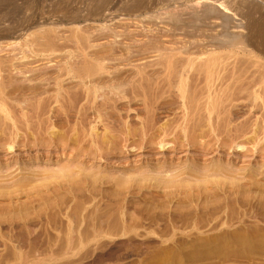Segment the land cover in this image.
<instances>
[{"label": "rangeland", "instance_id": "rangeland-1", "mask_svg": "<svg viewBox=\"0 0 264 264\" xmlns=\"http://www.w3.org/2000/svg\"><path fill=\"white\" fill-rule=\"evenodd\" d=\"M214 1L217 0H0V104L7 109H0L3 111H0V264H264V110L260 109L264 95L259 100L263 103L256 101L258 108L254 109L248 106L252 100L248 104L245 98L242 100L246 104L240 98L241 101L237 99L229 106L227 98L221 100L222 93H214L218 98L212 95L211 100L215 99L211 102L206 94L202 95L208 97V101L198 94L200 105L214 103L219 98L227 100L225 104L219 100L217 110L213 106L215 110L211 111L210 120L205 110L197 112L200 128L206 132L203 141L214 146L211 150H206L210 147L204 148L199 140L182 145L183 137L179 134L176 135L179 139L169 133V136L164 135L165 141L176 139L180 145L165 146L162 151L158 140L149 145L142 142L141 123L153 112L155 131L175 119L181 121L183 115L180 100L166 87L159 86L158 67H149L155 62L150 58L157 56L161 49L228 54L232 48L222 47L218 44L222 39L216 40L214 35H225L223 40L241 36L239 40L243 42L238 40L239 46L246 45L242 48L264 63V0H220L223 4L226 1L224 5L228 10H222ZM204 6L214 10L209 11L211 19L203 16ZM34 38L36 44H33ZM47 40L52 45L49 49L53 47L55 54L46 46ZM37 44L51 52H45V47ZM239 46L233 51L243 58L241 50L244 49L239 51ZM39 47L44 51L42 55ZM157 47L160 50L156 55ZM24 54L28 56L26 59H22V55L26 57ZM84 54L87 61L101 54L121 58L120 62L108 64L110 76H98L97 81L114 78V82L126 83L130 80L131 88L137 78L132 64L146 67L148 64L147 72L139 75L141 78L136 81L141 85L145 77L153 86L147 85L149 88L143 87L145 91H142L146 81L141 87L134 83L136 87L126 89L124 100L115 102L118 106L112 101L109 104L113 106L101 108V119L95 120L90 113L91 120L88 117L79 131L78 126L76 130L75 112L78 107H74L79 103L71 101L77 98L72 84L71 88L67 87L73 91L70 102L74 106L67 109L66 105L63 109L50 102L51 105L43 108L45 98L43 95V100L40 98L43 90L38 87H44L35 82L40 79L38 75L41 78L43 72L46 75V70L41 72L42 69L48 72L50 68L46 67L60 64L56 62L57 56L61 62V57L69 55L79 67ZM35 67L41 69L38 75L32 76L35 82L29 75L30 80L27 76L22 81L23 76L15 74ZM49 73L51 71L45 78L53 71ZM223 93L222 97H227V91ZM38 101L42 104L41 111L48 108L49 112L41 113L44 117L38 115ZM154 101L170 104L165 111L152 108L151 113L148 105ZM207 122L215 127L211 130L215 132L206 131L209 129ZM242 122H246L245 126ZM247 123L249 126L245 128ZM239 126L245 129L240 130ZM53 132L54 137L56 134L57 138L60 136L67 141H62L63 144L58 140L51 142ZM90 134L102 145L93 156L87 151L93 150L90 149ZM69 139L86 142H80L82 149L78 150L81 152H76L71 144L73 149H70ZM216 139L219 140L217 144ZM11 142L12 149L8 147ZM240 143L245 147L236 146ZM130 144L134 150L127 147ZM102 153L106 155L100 156ZM170 179L178 186L177 192L162 188ZM158 180L163 182L160 188L155 186Z\"/></svg>", "mask_w": 264, "mask_h": 264}, {"label": "bare ground", "instance_id": "bare-ground-1", "mask_svg": "<svg viewBox=\"0 0 264 264\" xmlns=\"http://www.w3.org/2000/svg\"><path fill=\"white\" fill-rule=\"evenodd\" d=\"M202 1H206V0H202ZM209 1V0H208ZM215 3H217L218 5H219V8H221L222 10H228L227 9V7L224 5L225 4V2L226 1H224V4H223V2L221 1L220 2V0H217V1H214ZM213 2V3H214ZM199 4H200V2H199ZM205 4V3H204ZM234 4V3H233ZM198 5V4H197ZM199 6V5H198ZM210 6V5H209ZM230 6V5H229ZM232 6V5H231ZM204 9H205V13L203 14V16L205 15L206 16V18L208 17V18H212V16L210 17L209 16V14H211L209 11H212V10H210V9H206V7L204 6ZM232 9V8H231ZM214 11V10H213ZM218 11V10H217ZM232 12V11H231ZM213 14V13H212ZM218 15V14H217ZM216 16V15H215ZM215 18V17H214ZM213 18V19H214ZM215 19H218V18H215ZM197 20V19H196ZM201 21V20H200ZM213 21V20H212ZM226 21V20H225ZM199 22V21H198ZM206 22V21H205ZM226 25V24H225ZM139 30V29H138ZM149 30V29H148ZM153 30V29H152ZM75 31V30H74ZM146 31V30H145ZM165 31V30H164ZM47 32V31H46ZM73 32V31H72ZM78 32V31H77ZM159 32V31H158ZM222 32V31H221ZM221 32H220V34H221ZM50 33V32H49ZM167 33V32H166ZM217 33V32H216ZM48 34V33H47ZM148 34V33H147ZM35 35V34H34ZM50 35V34H49ZM79 35V34H78ZM135 35V34H134ZM166 35H168V34H166ZM176 35V34H175ZM32 36V35H31ZM36 36V35H35ZM43 36H44V34H43ZM114 36V35H113ZM153 36V35H152ZM189 36V35H188ZM207 36V35H206ZM218 36V37H217ZM238 36V35H237ZM77 37V36H76ZM80 37H81V35H80ZM85 37V36H84ZM140 37V36H139ZM171 37V36H170ZM210 38H211V36H209ZM214 37L216 38V40H218V38H221L222 39V43H218V44H221V46L222 47H226V48H232L231 50L233 51V49H236L235 48V46L237 45V49H238V46L241 44V42H243V41H241V40H239V38L241 37H239L238 39H237V37L236 38H224V40H223V37H226L225 35H223V34H221V35H217L216 34V36L214 35ZM35 38H37V37H35ZM34 38V39H35ZM87 38V37H86ZM85 38V39H86ZM48 39V38H47ZM83 39V38H82ZM82 39H81V42H82ZM90 39V38H89ZM212 39V38H211ZM39 40V39H38ZM42 40H44V39H42ZM53 40V39H52ZM73 40H74V38H73ZM78 40V39H77ZM184 40V39H183ZM187 40V39H186ZM241 41V42H239V41ZM36 39L34 40V42H33V44H36ZM152 41H153V39H152ZM155 41H157V40H155ZM172 41V40H171ZM179 41V40H178ZM27 42V41H26ZM31 42V41H30ZM39 41H37V43H38ZM48 42V40L46 41V46L48 47V49L49 48H51L50 46H52V45H50V42L49 43H47ZM77 42V41H76ZM87 42V41H86ZM114 42V41H113ZM144 42V41H143ZM146 42V41H145ZM154 42V41H153ZM194 42V41H193ZM214 42V41H213ZM218 42H220V39H219V41ZM40 43V42H39ZM51 43H54V42H51ZM69 43V42H68ZM71 43H72V41H71ZM85 43V42H84ZM109 43V42H108ZM192 43V42H191ZM32 44V45H33ZM132 44V43H131ZM242 44H244V43H242ZM42 46V48L43 47H45L44 45H41V44H37V46ZM50 45V46H49ZM66 45V44H65ZM135 45V44H134ZM151 45V44H150ZM159 45V44H158ZM93 46V45H92ZM109 46V45H108ZM220 46V48H222ZM242 46H244V45H241V47L239 46V51H240V48L241 49H244V50H241V51H243V52H241V54H242V56H244L243 58H239V57H237V56H239V55H237V53H235V50L233 51V53H231V50H230V52L228 53L227 51V53L228 54H219V53H217V52H215V51H211V52H207V51H205V52H200L199 54H198V52H197V54L195 53V54H193V53H187V52H189V51H185V52H179V51H177L178 49H174V51L171 49L170 50V48H169V51L167 52V51H165L166 50V48L164 49V50H162L163 52H161V50L159 49V47H157L158 49H156V55H157V53H159L157 50H160V53L157 55V56H153V57H151V56H149V58L150 59H153L154 58V60H155V62L154 63H152V64H154L153 66H152V64L151 65H149V67H158V70L160 71L159 72V74L157 75V76H161V78H160V80H161V82L160 81H158V83H161V84H159V86L160 85H162V88H164L165 89V87H166V90L168 89L170 92L169 93H173V95H175L177 98L176 99H179L180 100V105H181V110H182V112H183V115H182V118H181V121H177L176 119H175V122L174 121H171V123L170 124H166L165 125V127H162V125H161V127L159 128V129H157L156 131L154 130V128H155V125H153V120H152V118H153V114H154V112L152 113V108H157V110L158 111H165V110H167V108H168V106H169V104L168 103H164V101H166V100H164V101H162L163 103H157V102H151V104L150 105H148L150 108H151V110H149V111H151V113H152V115H149V116H147L148 118H146V120L143 122V123H141V127H140V130H141V133H142V142L143 143H145V144H148V143H151V142H153V141H157L158 143H157V145H158V147H160L161 148V151L162 150H164V148H165V146H169L170 148H175V146L177 145V144H179L180 142H177V140L175 139V141H165L164 139H163V136L164 135H168L169 136V134L170 135H173V136H175L176 137V135L177 134H179V135H181L182 137H183V141H182V143H180V144H184V143H187V144H189V143H191L192 141H196V140H199L198 142H200L199 144L200 145H204V148L205 147H210V148H206V150H211V149H213V147L214 146H210V142H208L207 140L206 141H203V139L205 138V133L201 130V128H203V127H201L200 128V120H199V118H197V112L199 113V111H201V109H203V110H205L206 112H207V115H208V119L210 120L211 119V117L210 116H212V114H211V111L213 112L215 109H213L214 107L216 108L217 107V104L218 105H220V103H226L227 102V100H228V105L230 106L231 104L232 105H234V101L236 100V101H241L242 100V98L244 99H246V100H248V104H249V102L252 100V102H250V104L248 105L249 107H251V108H256L257 107V103H256V101H258V103H260V102H264V99H263V95H264V63H261L260 62V60H258L259 59V57H256V55L254 56L253 54H251L250 52H248V51H246L245 49L246 48H242ZM246 46V45H245ZM244 46V47H245ZM23 47V46H22ZM33 47H34V45H33ZM39 47V48H40ZM47 47H45L44 48V50H45V52H51L52 50H53V47H52V49H49V50H51V51H49V50H47L46 48ZM76 47V46H75ZM112 47V46H111ZM133 47V46H132ZM152 47V46H151ZM150 47V48H151ZM165 47V46H164ZM187 47V46H186ZM186 47H185V50H186ZM38 48V47H37ZM129 48H130V46H129ZM139 48V47H138ZM138 48H137V50H138ZM161 48V47H160ZM188 48V47H187ZM194 48H195V46H194ZM59 49V48H58ZM86 49V48H85ZM133 49V48H132ZM147 49H149V48H147ZM40 50H41V55H42V53L44 52L41 48H40ZM39 50V51H40ZM129 50V49H128ZM155 50V49H154ZM181 50H182V48H181ZM188 50V49H187ZM211 50V49H210ZM222 50V49H221ZM229 50V49H228ZM39 51H38V53H39ZM43 51V52H42ZM54 51V50H53ZM51 52V53H54L55 54V52ZM62 51V50H61ZM84 51V50H83ZM98 51V50H97ZM108 51V50H107ZM164 51L166 52V53H164ZM173 51V52H172ZM177 51V53H175ZM238 51V52H239ZM34 52V51H33ZM69 52V51H68ZM88 52V51H87ZM99 52V51H98ZM104 52V51H103ZM110 52V51H109ZM27 53V52H26ZM31 53V52H30ZM35 54H36V51L34 52ZM33 53V54H34ZM147 53H148V51H147ZM151 53H152V51H151ZM154 53H155V51H154ZM22 54V53H21ZM45 54V53H44ZM98 54V53H97ZM25 55V54H24ZM29 55V54H28ZM31 55V54H30ZM48 55V54H47ZM139 55V54H138ZM26 56V55H25ZM36 56H38V54L36 55ZM35 56V57H36ZM55 56V55H54ZM61 56H63V55H61ZM65 56V55H64ZM61 57V62L59 61L60 60V56H57V57H59V60H57V58H56V60H53L54 62L56 61V62H58V63H62L63 62V64L62 65H58V66H56V63H55V66L53 65V66H51V65H49L48 67H46V68H50L49 69V71H51V73H52V71H53V74L52 75H48V77H46L45 78V76H47V73L49 72H47V69H40V68H29V69H27V71L25 70V69H23V70H25V71H23V70H21L20 72H15V74L16 73H18L19 74V76L21 75V76H23V79H22V81L26 78L27 79V76L29 75L30 77H32V76H35V75H38V73H39V70H41V72L42 71H45L46 70V75L44 74V72L42 73V77L43 78H41V76H39L38 75V77L37 78H40L39 79V81H38V79H37V81L34 79L35 77H32L34 80V82L37 84V82H38V84L37 85H39V86H41V85H43L42 87H44V89H42V88H40V87H38L39 89H41V90H43V91H41L40 93H41V96L43 95L44 96V98H45V102H44V100H43V96L42 97H40L43 101V108H44V106L46 107L47 105H51V103L50 102H54L55 104H58V105H60V107H63V109H64V107L67 105V107H65V108H67L68 109V107H71V106H74L73 105V103L71 104V102H70V99H71V97H74L75 95H76V97L77 98H72L71 99V101L72 102H75V100H77V102H75L76 104L77 103H79L80 104V102H82V104H75L76 106H74V107H78V110L77 111H75L76 113H77V119L76 120H78V123H77V125H76V130H77V126L80 128V130L79 131H81V129H83V126L85 125L84 123L86 122V119L88 118V117H90V113H91V115H93V117H94V119L95 120H97V119H101L102 118V110H101V108L102 109H104L103 107H105V106H113V105H110L109 104V102H118V101H120L121 99H123V97H124V93H125V91L126 92H128L126 89H128L129 87H130V84H129V82H130V80L128 81V82H114L112 79H114V78H112L111 80H107V81H105V79H104V81H103V79L102 80H99V81H97L98 79H99V77L98 76H104V74H108V70L110 69V67H108V64H109V66H110V63H113V62H120L121 61V58H120V56L119 57H117V55H116V57L114 56H112V55H110L109 57L107 56V57H105V54L103 55V54H101V56H99V57H95V56H93V58L92 59H90L89 60V55H87L88 56V60L89 61H87L86 59H84L85 58V54L84 55H82V57L83 58H81V60L83 61V64H80V65H78L79 67H77V65H74V64H76V62L75 63H73L72 61H74V58L72 59V57L71 56H67V57ZM76 56V55H75ZM79 56V55H78ZM77 56V57H78ZM18 57V56H17ZM22 59H26L28 56H26V57H24L23 55H22ZM32 57H33V55H32ZM52 57V56H51ZM56 57V56H55ZM55 57L53 58V59H55ZM76 57V61L78 60V58ZM127 57V56H126ZM131 57V56H130ZM16 58V57H15ZM34 58V57H33ZM41 58V57H40ZM50 58V57H49ZM48 58V59H49ZM140 58V57H139ZM145 58V57H144ZM5 59V58H4ZM21 59V60H22ZM31 59V58H30ZM38 59V58H37ZM72 59V60H71ZM84 59V60H83ZM133 59V58H132ZM34 60V59H33ZM43 60V59H42ZM71 60V61H70ZM123 61H124V59H122ZM142 60V59H141ZM4 61V60H3ZM19 61V60H18ZM122 61V62H123ZM126 61H128V59L126 60ZM134 61V60H133ZM140 61V60H139ZM9 62H10V60H9ZM21 62V61H20ZM28 62V61H27ZM35 62V61H34ZM44 62V61H43ZM71 62L73 63V64H71ZM81 62V61H80ZM135 62V61H134ZM144 62V61H143ZM149 62V61H148ZM151 62V61H150ZM264 62V61H263ZM130 63V62H129ZM12 64V63H11ZM21 64V63H20ZM19 64V65H20ZM24 64V63H23ZM34 64V63H33ZM39 64V63H38ZM44 64H46V63H44ZM143 64V63H142ZM1 65V64H0ZM121 65V64H120ZM130 67H131V64H128ZM40 66V65H39ZM112 66V65H111ZM123 66L124 67H126L125 66V64H123ZM122 66V67H123ZM128 66V67H129ZM8 67V66H7ZM29 67V66H28ZM147 67H148V64H147ZM144 64L143 65H133L132 64V68H134V70H135V74H137L135 77H137L136 78V80H139L140 78H141V76H142V73H144V72H147V71H145L146 69H149V67L147 68ZM1 68H3V67H1ZM43 68V67H42ZM51 68H54L53 70L51 69ZM113 68L115 69V67L113 66ZM111 69H112V67H111ZM128 69V68H127ZM2 69H0V71H1ZM9 71V70H8ZM155 71H157V70H155ZM38 72V73H37ZM40 72V73H41ZM154 72V71H153ZM6 73V72H5ZM9 73V72H8ZM35 73V74H34ZM51 73H49V74H51ZM113 73V72H112ZM132 73V72H131ZM149 73V72H148ZM157 73H158V71H157ZM33 74V75H32ZM44 74V75H43ZM115 74V73H114ZM127 74V73H126ZM146 74V73H145ZM145 74H144V76H145ZM151 74V73H150ZM154 74V73H153ZM26 75V77H24ZM109 75V74H108ZM113 75V74H112ZM139 75H141V76H139ZM28 76V77H29ZM110 76V75H109ZM129 76V75H128ZM143 76V77H144ZM147 76H149V75H147ZM30 77L28 78L29 80H30ZM98 77V79H96ZM116 77V76H115ZM140 77V78H139ZM16 78H18V75H17V77ZM15 78V79H16ZM20 78H22V77H20ZM31 78V79H32ZM100 78H102V77H100ZM139 78V79H138ZM145 78V77H144ZM144 78H142V81H143V84H144V82L146 81ZM149 78V77H148ZM151 78V77H150ZM156 78V77H155ZM25 79V80H26ZM122 79V78H121ZM133 79L135 80V78H134V76H133ZM144 79V80H143ZM28 80V81H29ZM123 80V79H122ZM121 80V81H122ZM134 80L132 81V82H134ZM135 80V82L134 83H137V84H139L138 82L139 81H136ZM18 81V80H17ZM21 81V82H22ZM32 81V80H31ZM30 81V82H31ZM119 81H120V79H119ZM142 81H140V82H142ZM148 81H149V83H148ZM153 81V80H152ZM4 82V81H3ZM39 82L41 83V85L39 84ZM5 83V82H4ZM25 83V82H24ZM131 83V82H130ZM134 83H132L133 84V86L134 87H136L135 85H134ZM148 83V84H147ZM155 83V82H154ZM21 84V83H20ZM33 84V83H32ZM69 84V85H68ZM70 84H72V88L70 87ZM131 84V85H132ZM143 84H141V85H143ZM200 84H203L204 85V87L203 88H201L200 86ZM23 85V84H22ZM140 85V84H139ZM138 85V86H139ZM141 85H140V87H141ZM147 85H149V87H150V85H152V82H151V80H149V79H147V81H146V85H143L142 86V91H145V89H147ZM155 85V84H154ZM202 85V86H203ZM3 86V85H2ZM12 86V85H11ZM33 86V85H32ZM67 86H69V88H71V89H73V91H74V96H72L73 94H71L73 91L71 90V89H69ZM133 86H131V88H133ZM137 86V87H138ZM147 86V87H146ZM153 86V85H152ZM156 86H158V85H156ZM158 86V87H159ZM6 87V86H5ZM15 87V86H14ZM17 87V86H16ZM34 87H35V84H34ZM33 87V88H34ZM143 87L145 88V89H143ZM148 87V88H149ZM198 87H200L201 89H199ZM0 88H1V86H0ZM3 88H4V86H3ZM131 88H129L130 90H131ZM162 88L160 89V87L159 88H157V89H159V90H162ZM5 89V88H4ZM8 89V88H7ZM18 89V88H17ZM151 90H152V88H150ZM163 89V90H164ZM134 90H136L135 88H134ZM133 90V91H134ZM137 90H140V88L138 87L137 88ZM149 90V89H148ZM0 91H1V89H0ZM75 91H76V93H75ZM165 91V90H164ZM221 91V92H220ZM227 91V97H222L223 95H224V93L223 92H226ZM246 91V92H245ZM34 92H36V91H34ZM158 92V91H157ZM156 92V93H157ZM162 91H160V92H158V93H161ZM200 92V93H199ZM218 92L219 93H222L223 95L222 96H220V98H221V100L223 99V100H225L226 98H227V100L226 101H221L220 100V98L219 99H217V101H215L214 103H211L210 104V102L211 101H214L213 99H215V97L211 100V96L212 95H215L216 93H217V95H219L218 94ZM243 92H244V94H243ZM43 93V94H42ZM132 93V92H131ZM136 93H137V91H136ZM215 93V94H214ZM2 94H3V92H2ZM8 94H10V93H8ZM133 94H134V92H133ZM148 94H149V92H148ZM155 94V93H154ZM163 94V93H162ZM165 94V93H164ZM198 94H201L200 96L198 95ZM202 94H206V96H208V97H210V99H209V101L210 102H205V103H207L206 105H204L203 103L200 105L199 104V100L198 99H201V98H199V97H202L203 95ZM1 95V94H0ZM21 95V94H20ZM40 95V94H39ZM141 95V94H140ZM146 95V94H145ZM168 95V94H167ZM217 95H215L216 97H217ZM32 96V95H31ZM133 96V95H132ZM199 96V97H198ZM204 97L203 96V98L204 99H206V101H208V97ZM126 97V96H125ZM152 97V96H151ZM154 97V96H153ZM198 97V98H197ZM14 98V97H13ZM30 98V97H29ZM39 98V99H40ZM136 98V97H135ZM168 98V97H167ZM170 98H171V95H170ZM202 98V99H203ZM218 98V97H217ZM240 98H241V100H240ZM263 100H262V99ZM38 99V100H39ZM40 99V100H41ZM133 99V98H132ZM146 100H147V98H145ZM161 99V98H160ZM164 99V98H163ZM238 99V100H237ZM3 100V99H2ZM5 100V99H4ZM11 100V99H10ZM39 100V101H40ZM124 100V99H123ZM159 100V99H158ZM157 100V101H158ZM197 100H198V102H197ZM220 100V101H219ZM259 100H262V101H260L259 102ZM19 101V100H18ZM27 101V100H26ZM38 101V103L40 104L41 102H39ZM220 103H219V102ZM17 102V101H16ZM24 104H25V102L24 101H22ZM168 102V101H167ZM216 102H218V103H216ZM262 102V103H263ZM11 103V102H10ZM37 103V102H36ZM224 103V104H225ZM230 103V104H229ZM237 103V102H236ZM242 103L244 104H246L247 102L246 101H243L242 100ZM241 103V104H242ZM20 104H22L21 102H20ZM19 104V105H20ZM31 104V103H30ZM32 104H34L33 102H32ZM38 104V105H39ZM53 104V103H52ZM54 104V105H55ZM113 104V103H112ZM116 104V103H115ZM213 104V105H212ZM216 106H215V105ZM7 105V104H6ZM35 105V104H34ZM117 105V104H116ZM120 105V104H119ZM147 105V104H146ZM202 105H204L203 107L204 108H201V106ZM259 105V104H258ZM18 106V105H17ZM21 107H22V105H20ZM33 106V105H32ZM118 106V105H117ZM177 106V105H176ZM214 106V107H213ZM223 106V108L225 109V105H222L221 104V107ZM229 106H226V107H229ZM244 106H246V105H244ZM260 106V105H259ZM261 106L262 107H260V109L261 108H263V110H264V103L263 104H261ZM4 107V105H1L0 104V109H2ZM39 107V108H38ZM36 109H37V111H39L40 113H38V115L40 114V116L39 117H41V116H43V115H41V113L43 112V111H41V109H40V107L42 108V104H40V106H38ZM49 107H51V106H49ZM58 107V106H57ZM115 107V106H114ZM131 107V106H130ZM32 108V107H31ZM59 108V107H58ZM105 108H107V107H105ZM127 108V107H126ZM219 108H220V106H219ZM222 108V109H223ZM230 108V107H229ZM232 108V107H231ZM258 108V107H257ZM4 109H6L5 107L3 108V110ZM17 109V108H16ZM72 109V108H71ZM112 109V108H111ZM118 109V108H117ZM213 109V110H212ZM218 109V107L216 108V110ZM223 109V110H224ZM228 109V108H227ZM7 110V109H6ZM32 110H34V106H33V109ZM44 110V112H43V114L46 112V111H48V108H46V111H45V109H43ZM55 110V109H54ZM59 110V109H58ZM75 110V109H74ZM232 110V109H231ZM242 110V109H241ZM248 110V109H247ZM0 111H2V110H0ZM28 111V110H27ZM36 111V112H37ZM64 111V110H63ZM69 111H71V110H69ZM107 111V110H106ZM135 111V110H134ZM154 111V110H153ZM225 111H226V109H225ZM240 111V110H239ZM3 112V111H2ZM14 112V111H13ZM34 112V111H33ZM36 112L35 113H33V114H36ZM49 112V111H48ZM52 112V111H51ZM50 112V113H51ZM54 112V111H53ZM52 112V113H53ZM67 112H68V110H67ZM89 112V113H88ZM131 112V111H130ZM146 112V111H145ZM252 112V111H251ZM1 113V112H0ZM6 113V112H5ZM60 113V112H59ZM111 113V112H110ZM118 113V112H117ZM250 113V112H249ZM28 114V113H27ZM64 114V113H63ZM73 114V113H72ZM105 113H103V115H104ZM128 114V113H127ZM4 115V114H3ZM6 116H7V114H5ZM53 115H54V113H53ZM70 115V114H69ZM114 115V114H113ZM171 115V114H170ZM176 115V114H175ZM205 115V114H204ZM227 115V114H226ZM29 116V115H28ZM37 116V115H36ZM45 116V115H44ZM43 116V117H44ZM55 116H56V114H55ZM62 116V115H61ZM67 116V115H66ZM105 116V115H104ZM118 116V115H117ZM222 116V115H221ZM224 116V115H223ZM16 117V116H15ZM27 117V116H26ZM29 117H31V115L29 116ZM38 117V116H37ZM38 117V118H39ZM74 117V116H73ZM120 117V116H119ZM156 117V116H155ZM166 117V116H165ZM197 118L199 121H198V123H197V120H194V118ZM200 117V116H199ZM263 117V116H262ZM23 118V117H22ZM25 118V117H24ZM57 118H60V117H57ZM64 118V117H63ZM67 118V117H66ZM91 118L92 117H90V120H91ZM109 118V117H108ZM175 118V117H174ZM177 118V117H176ZM180 118V117H179ZM195 118V119H196ZM236 118V117H235ZM28 119V118H27ZM31 119H33L32 117H31ZM41 119V118H40ZM50 119V118H49ZM54 119V118H53ZM52 119V120H53ZM113 119V118H112ZM155 119V118H154ZM206 119V118H205ZM207 119V120H208ZM246 119H248V118H246ZM22 120V119H21ZM42 120V119H41ZM40 120V121H41ZM74 120V119H73ZM120 120V119H119ZM171 120V119H170ZM243 120V119H242ZM257 120V119H256ZM1 121H3V120H1ZM43 121V120H42ZM111 121V120H110ZM114 121V120H113ZM123 121V120H122ZM127 121V120H126ZM167 121V120H166ZM219 121H220V119H219ZM33 122V121H32ZM68 122V121H67ZM77 122V121H76ZM99 122V121H98ZM97 122V123H98ZM102 122V121H101ZM118 122V121H117ZM116 122V123H117ZM209 122V121H208ZM207 122V124H208V126H207V124H206V126H207V128H209V129H206V131L207 130H212V129H214L215 127H213L212 125H210L209 123ZM221 122H222V120H221ZM246 122H247V120H246ZM246 122H244V123H246ZM253 122V121H252ZM255 122V121H254ZM253 122V123H254ZM264 122V121H263ZM14 123H16V122H14ZM23 123V122H22ZM21 123V124H22ZM51 123V122H50ZM92 123V122H91ZM114 123V122H113ZM156 123V122H155ZM210 123H212V122H210ZM223 123V122H222ZM243 123V122H242ZM244 123L242 124V125H244ZM3 124V123H2ZM44 124V123H43ZM54 124V123H53ZM52 124V125H53ZM66 124V123H65ZM93 124H94V120H93ZM108 124V123H107ZM226 124V123H225ZM229 124V123H228ZM5 125V124H4ZM23 125V124H22ZM27 125H29V124H27ZM45 125V124H44ZM51 124H49V126H50ZM51 125V126H52ZM88 125V124H87ZM123 125V124H122ZM214 125V124H213ZM216 125H219V123L218 124H216ZM221 126H222V124H220ZM40 126H42V124L40 125ZM60 126V125H59ZM125 126V125H124ZM131 126V125H130ZM201 126H202V123H201ZM205 126V125H204ZM215 126V125H214ZM221 126H220V128H221ZM227 126V125H226ZM231 126V125H230ZM245 126V125H244ZM247 126H249V123H247L246 124V127L245 128H248ZM99 127V126H98ZM243 126H239V128H240V130H242L241 128H242ZM6 128V127H5ZM26 128V127H25ZM42 128V127H41ZM106 128H107V126H106ZM130 127H128L127 129H129ZM217 129L216 130H218V128H219V126H217L216 127ZM223 128V127H222ZM244 127H243V129H245ZM251 128V127H250ZM256 128V127H255ZM259 128H260V126H259ZM44 129V128H43ZM74 129V128H73ZM134 129V128H133ZM229 129V128H228ZM237 129V128H236ZM29 130V129H28ZM36 130V129H35ZM42 130V129H41ZM45 130V129H44ZM70 130H71V128H70ZM110 130V129H109ZM120 130V129H119ZM130 130V129H129ZM223 130V129H222ZM233 130H234V128H233ZM239 130V129H238ZM248 130V129H247ZM47 131V130H46ZM63 131V130H62ZM88 131H89V129H88ZM113 131V130H112ZM123 131V130H122ZM231 131V130H230ZM230 131H228V132H230ZM236 131V130H235ZM245 130H243V132H244ZM251 131H253L254 132V130H251ZM258 131V130H257ZM3 132V131H2ZM36 132V131H35ZM94 132V131H93ZM110 132V131H109ZM116 132V131H115ZM129 132V131H128ZM152 132V134H150V133ZM211 132H215L214 130L213 131H211ZM237 132V131H236ZM241 132V131H240ZM247 132V131H246ZM90 133V132H89ZM107 133H108V131H107ZM123 133H124V135H125V132L123 131ZM167 133H169V134H167ZM233 133H234V131H233ZM238 133V132H237ZM40 134V133H39ZM64 134V133H63ZM63 134H61V135H63ZM80 134V133H79ZM118 134V133H117ZM214 134V133H213ZM230 134V133H229ZM235 134V133H234ZM243 134H245V133H243ZM247 134V133H246ZM261 134V133H260ZM43 135V134H42ZM85 135V134H84ZM100 135V134H99ZM106 135V134H105ZM108 135V134H107ZM179 135H177V136H179ZM209 135H211V133L209 134ZM40 136V135H39ZM38 136V137H39ZM58 136H59V134H58ZM81 136V135H80ZM98 136V135H97ZM131 136V135H130ZM135 136V135H134ZM172 136V137H173ZM212 136V135H211ZM218 136V135H217ZM224 136V135H223ZM8 137V136H7ZM52 137H54V132H53V136ZM60 137V136H59ZM57 138V136H56V134H55V137L54 138H52V139H49L51 142H56L57 140L59 141V143H62V141L64 142V141H67V140H62L61 138L62 137H60V138ZM71 137V136H70ZM89 142H90V149H92L93 148V150H87V151H90L89 152V155L91 156H93V155H97L96 153L97 152H99V150H100V147H102V145H101V143L100 142H98V140L97 139H94V137L95 136H93V134H90L89 136ZM100 137V136H99ZM108 137H110V136H108ZM118 137V136H117ZM140 137V136H139ZM165 137V136H164ZM239 137V136H238ZM9 138H10V136H9ZM44 138V137H43ZM47 138V137H46ZM56 138V139H55ZM77 138H78V136H77ZM80 138V137H79ZM85 138H86V136H85ZM91 138V139H90ZM97 138V137H96ZM101 138H103V136L101 137ZM107 138V137H106ZM111 138V137H110ZM124 138V137H123ZM177 139H179L178 137H176ZM223 138V137H222ZM227 138V137H226ZM240 138V137H239ZM24 139V138H23ZM48 139V138H47ZM46 139V140H47ZM84 139V138H83ZM119 139V138H118ZM207 139V138H206ZM75 139H73V141L72 140H70L69 139V147H70V144L72 145V147L74 146V149H76V152H78L80 149H82L81 148V145H79L80 144V142H83V141H80L79 139H78V141L79 142H76V141H74ZM77 140V139H76ZM87 140V139H86ZM97 140V141H96ZM104 140V139H103ZM110 140V139H109ZM121 140V139H120ZM138 140H140V139H138ZM205 140V139H204ZM212 140V139H211ZM225 140V139H224ZM49 141V142H50ZM116 141V140H115ZM145 141V142H144ZM179 141V140H178ZM48 142V141H47ZM48 142V143H49ZM85 142V141H84ZM83 142V144H85ZM88 142V143H89ZM216 144H217V142H219V140L217 141V139H216ZM232 142V141H231ZM58 143V142H57ZM58 143V144H59ZM67 143V142H66ZM102 143H106V142H102ZM108 143V142H107ZM110 143H111V141H110ZM131 143V142H130ZM239 143V142H238ZM254 143V142H253ZM32 144V143H31ZM56 144V143H55ZM63 144V143H62ZM82 144V145H83ZM136 144V143H135ZM141 144V143H140ZM144 144V145H145ZM179 144V145H180ZM197 144V143H196ZM8 145V144H7ZM45 145V144H44ZM51 145V144H50ZM113 145V144H112ZM138 145H139V142H138ZM143 145V144H142ZM143 145V146H144ZM149 145V144H148ZM156 145V144H155ZM198 145V144H197ZM223 145V144H222ZM256 145V144H255ZM63 146V145H62ZM103 146H105V145H103ZM108 146V145H107ZM117 146H119V145H117ZM220 146V145H219ZM235 146V145H234ZM236 146H238V147H241V148H244L245 147V145L244 144H242V143H240V144H237ZM8 147L10 148V149H12L13 148V144H12V142L11 143H9V145H8ZM64 147V146H63ZM68 147V148H69ZM72 147H70V149H73ZM83 147V146H82ZM87 147V146H86ZM85 147V148H86ZM113 147V149L116 147V145H115V147L114 146H112ZM127 147L128 148H131L132 150H134L133 148V145L131 146V144L128 146L127 145ZM126 146H124V148L126 149V150H128V148H127ZM135 147H136V145H135ZM137 147H140V146H137ZM136 147V148H137ZM198 147V146H197ZM59 148V147H58ZM84 148V147H83ZM108 148V147H107ZM118 148V147H117ZM121 148V147H120ZM219 148V147H218ZM240 148V149H241ZM260 148V147H259ZM62 149V148H61ZM60 149V150H61ZM79 149V150H78ZM88 149V148H87ZM99 149V150H98ZM102 149V148H101ZM112 149V150H113ZM124 149V150H125ZM254 150H253V152H256V148H253ZM258 149V148H257ZM78 150V151H77ZM95 150V151H94ZM103 150L105 151V149L103 148ZM115 150V149H114ZM166 150V149H165ZM86 151V150H85ZM92 151V152H91ZM94 151V152H93ZM102 151V150H101ZM109 151H111V147H110V149H109ZM251 151V150H250ZM73 152H75V151H73ZM79 152H81V151H79ZM78 152V153H79ZM84 152V151H83ZM103 152V151H102ZM71 153V152H70ZM88 153V152H87ZM106 153H108V151L106 150ZM85 154V153H84ZM105 153H102L100 156H103ZM64 155V154H63ZM106 155V154H105ZM79 156H80V154H79ZM87 156V155H86ZM98 157V156H97ZM81 158V157H80ZM171 164V163H170ZM66 167V166H65ZM64 168V167H63ZM70 168V167H69ZM72 168H74V167H72ZM71 168V169H72ZM78 168H80V167H78ZM212 169V168H211ZM64 170V169H63ZM66 170V169H65ZM217 170V169H216ZM73 171V170H72ZM81 171V170H80ZM191 171V170H190ZM65 172V171H64ZM224 172V171H223ZM48 173V172H47ZM219 173V172H218ZM50 174V173H49ZM53 174V173H52ZM79 174V173H78ZM77 174V175H78ZM100 175V174H99ZM103 176V175H102ZM166 176H168V175H166ZM193 176V175H192ZM37 177V176H36ZM43 177V176H42ZM50 177V176H49ZM64 177V176H63ZM73 177V176H72ZM86 177V176H85ZM105 177V176H104ZM154 177V176H153ZM164 177V176H163ZM171 177H173V176H171ZM74 178V177H73ZM82 178V177H81ZM102 178V177H101ZM155 178V177H154ZM80 179V178H79ZM131 179V178H130ZM151 179V178H150ZM161 179V178H160ZM166 179V178H165ZM176 179V178H175ZM43 180V179H42ZM51 180V179H50ZM136 180V179H135ZM139 180V179H138ZM146 180V179H145ZM168 180V179H167ZM72 181V180H71ZM125 181V180H124ZM123 181V182H124ZM131 181V180H130ZM160 180H158V183H157V185H155L156 186V188L157 187H159L160 188V186H162V184L161 183H163V182H159ZM166 181V180H165ZM174 181V180H173ZM78 182H80V181H78ZM89 182V181H88ZM172 182V179H170L168 182H165L164 184H163V187L162 188H164L165 190H168V189H175L174 191H178V189H177V185H174V184H176V183H174V184H172L171 183ZM66 183V182H65ZM115 183V182H114ZM120 183V182H119ZM154 183V182H153ZM96 184V183H95ZM115 185V184H114ZM119 185V184H118ZM123 185V184H122ZM127 185V184H126ZM153 186V185H152ZM154 186V187H155ZM183 186V185H182ZM179 187H180V185H179ZM184 187V186H183ZM114 188V187H113ZM130 188V187H129ZM134 188V187H133ZM115 189V188H114ZM117 189V188H116ZM115 189V190H116ZM132 189V188H131ZM163 189V190H164ZM11 190V189H10ZM14 190V189H13ZM118 190V189H117ZM172 190V191H173ZM21 191H23V190H21ZM169 191V190H168ZM121 192V191H120ZM170 192V191H169ZM168 192V193H169ZM167 193V192H166ZM171 194V193H170ZM170 194H169V196H170ZM69 239V238H68ZM70 241V240H69ZM76 243V242H75Z\"/></svg>", "mask_w": 264, "mask_h": 264}]
</instances>
